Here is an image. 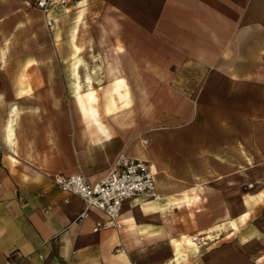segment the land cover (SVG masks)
<instances>
[{"label":"crops","instance_id":"1","mask_svg":"<svg viewBox=\"0 0 264 264\" xmlns=\"http://www.w3.org/2000/svg\"><path fill=\"white\" fill-rule=\"evenodd\" d=\"M71 18L78 31L84 20L103 31L87 43L107 48L106 70L83 67L77 39L63 43ZM75 60L85 102L74 96ZM112 79L123 101L127 83L131 104L109 102L105 114ZM120 158L150 166L159 198L125 200L120 227L95 230L106 215L91 208L79 221L81 199L52 176L96 183ZM8 260L264 264V0H68L47 14L35 0H0V264Z\"/></svg>","mask_w":264,"mask_h":264},{"label":"built area","instance_id":"2","mask_svg":"<svg viewBox=\"0 0 264 264\" xmlns=\"http://www.w3.org/2000/svg\"><path fill=\"white\" fill-rule=\"evenodd\" d=\"M67 3L68 0H35V7L47 14L50 10L64 7ZM45 24L50 27L52 21L46 19ZM52 181L61 191L81 199L83 210L79 221L87 216L91 208L106 215L107 223L95 230L99 227L119 228L116 220L125 200L142 196L155 200L159 198L155 194V179L150 166L134 158H120L96 183H90L81 174L71 176L56 174L52 176ZM7 264H12V261L8 260Z\"/></svg>","mask_w":264,"mask_h":264},{"label":"rangeland","instance_id":"3","mask_svg":"<svg viewBox=\"0 0 264 264\" xmlns=\"http://www.w3.org/2000/svg\"><path fill=\"white\" fill-rule=\"evenodd\" d=\"M92 19H95L89 22H91L92 24L96 23V21L98 20V18L100 17L99 15H91L90 16ZM87 20H84L82 22V30L78 31L77 29V21H76V18H71L68 25L66 26L65 24V28H68L69 30L64 32L63 34V43L66 44L68 42V40H70L71 38H75V40L77 39L78 42H79V52H80V56H83L84 60L87 61V60H90L91 63H84L82 64L83 67L85 68L86 66H88L89 70H93V71H102V70H106L105 69V58L104 57L106 54H105V50H107V48H103V47H96L94 46L93 44H89L87 43V39L90 38V35L92 34L91 38L93 37H98V38H102V35H103V31H95V32H88L87 28H88V25H87ZM90 33V34H89ZM95 33L96 36H94L93 34ZM111 32H108V34H110ZM127 34H133V32L131 31H128ZM102 49L104 50V53L102 52ZM63 54L64 55H71L70 53V49L65 46L63 47ZM143 65V69L144 70H150V63L149 62H146L144 61L142 63ZM68 66V64H64V67H63V70L65 71L66 70V67ZM86 67V69H88ZM68 69V68H67ZM209 69V68H208ZM189 70H191L192 72H196L198 71V74L199 72L201 71L202 72V68L201 67H198V66H191L189 68ZM150 72V71H149ZM113 79L111 80V83H110V86L108 88H106L104 91H103V107H104V113L107 114V110H105L107 104L109 102H116L118 103V106L120 107L122 105V103H129L131 104V95H130V90H129V87L126 83V89L125 91L129 92L127 94V98L126 100L123 101V97L120 96L115 90H114V86H113ZM192 84L195 85L197 83V80L195 81V79H192L191 80ZM196 82V83H195ZM88 88H86L85 90H83L82 94H81V97L83 99V101L85 102V99H86V93H87V90ZM91 90L94 92V104L97 105V102H98V97L96 95V91L93 89V87L91 86ZM101 90L98 91V94H99V97L102 96L101 94ZM122 99V100H121ZM96 113L98 115V112L96 110Z\"/></svg>","mask_w":264,"mask_h":264},{"label":"bare ground","instance_id":"4","mask_svg":"<svg viewBox=\"0 0 264 264\" xmlns=\"http://www.w3.org/2000/svg\"><path fill=\"white\" fill-rule=\"evenodd\" d=\"M72 39V38H71ZM74 41V40H73ZM73 45V44H72ZM78 47H76V46H73V54H76L77 52H78ZM72 65H71V68H72V75H73V77H74V79H73V89H74V96H76L77 98L78 97H80V95H81V87H82V85H81V83L82 82H80V80H79V77H78V68H79V60H75L73 63H71ZM70 76V75H69ZM86 86L87 87H91L92 85H91V79L89 78V77H87L86 78ZM119 82H123L121 79L120 80H117V82H116V84L117 85H119ZM72 85V84H71ZM72 90V89H71ZM89 99L90 100H92L93 101V99H94V97H93V95H92V93L91 92H89ZM216 227V226H215ZM215 227H214V229H215ZM216 231V230H215ZM187 239H185V241H186ZM186 244L188 245V246H193V245H195V243H194V241L192 240V239H190V240H187L186 241ZM179 245V244H178ZM177 245V246H178Z\"/></svg>","mask_w":264,"mask_h":264}]
</instances>
